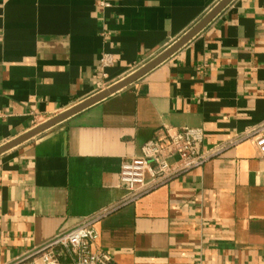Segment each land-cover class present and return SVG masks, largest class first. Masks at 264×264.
Instances as JSON below:
<instances>
[{
    "label": "crops",
    "instance_id": "obj_1",
    "mask_svg": "<svg viewBox=\"0 0 264 264\" xmlns=\"http://www.w3.org/2000/svg\"><path fill=\"white\" fill-rule=\"evenodd\" d=\"M100 1L0 0V147L131 75L222 0ZM263 122L264 0H231L135 82L0 154V264L85 218L115 264H264V161L243 139ZM166 127L203 128L201 149L218 153L123 203L121 162Z\"/></svg>",
    "mask_w": 264,
    "mask_h": 264
},
{
    "label": "built area",
    "instance_id": "obj_2",
    "mask_svg": "<svg viewBox=\"0 0 264 264\" xmlns=\"http://www.w3.org/2000/svg\"><path fill=\"white\" fill-rule=\"evenodd\" d=\"M98 4L108 6L107 0ZM112 64L110 55L100 57L98 70L102 77H106L105 71ZM204 133L203 128L166 127L161 136L142 145L138 156L123 160L118 173L119 182L127 193L123 203L136 201L151 186L199 168L217 154L216 149H201ZM243 139L253 145L258 159L264 161V122L248 129ZM95 221V218L83 219L70 231L55 235L15 264H62L65 257L69 264H115L107 252L95 248L99 236L94 226Z\"/></svg>",
    "mask_w": 264,
    "mask_h": 264
},
{
    "label": "water",
    "instance_id": "obj_3",
    "mask_svg": "<svg viewBox=\"0 0 264 264\" xmlns=\"http://www.w3.org/2000/svg\"><path fill=\"white\" fill-rule=\"evenodd\" d=\"M231 0H222L218 5L214 7L210 11L208 15H206L195 27H193L187 34H185L181 39H179L174 45L168 48L166 51L158 55L152 61L144 65L143 67L139 68L137 71L132 73L131 75L127 76L126 78L122 79L121 81L112 84L107 89L100 91L99 93L95 94L94 96L88 98L87 100L83 101L82 103L54 116L51 119L37 125L30 131L26 132L25 134L17 137L16 139L6 143L5 145L0 147V154L6 152L7 150L33 138L40 133L56 126L57 124L63 122L64 120L70 118L71 116L81 112L82 110L90 107L91 105L107 98L108 96L116 93L117 91L129 86L143 75L148 73L154 67L162 63L165 59L171 56L174 52H176L182 45H184L189 39H191L195 34H197L200 30H202Z\"/></svg>",
    "mask_w": 264,
    "mask_h": 264
}]
</instances>
